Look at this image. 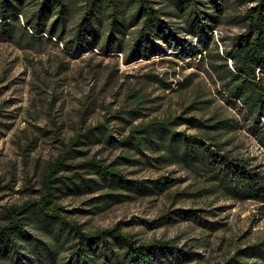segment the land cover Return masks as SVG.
I'll return each instance as SVG.
<instances>
[{
    "label": "trees",
    "instance_id": "obj_1",
    "mask_svg": "<svg viewBox=\"0 0 264 264\" xmlns=\"http://www.w3.org/2000/svg\"><path fill=\"white\" fill-rule=\"evenodd\" d=\"M160 3L158 7L151 0H0V36L22 40L29 46L54 40L63 43L71 54L80 56L93 48L107 53L123 52L129 31L135 29L127 45L126 62L150 59L168 50H174L173 56L180 60L203 62L226 97L243 108L246 124H250L264 147V0H161ZM229 6L243 7L239 19L233 21L243 29L220 49L213 31ZM164 87L169 88L170 84ZM134 102L140 104L142 99L134 97ZM189 112L186 108L175 116L153 117L130 127L114 142L124 152L109 163L88 158L69 164L66 161L73 158L69 156L73 148L63 150L44 174L41 198L6 210L7 223L0 227V256L8 257L11 264L200 261L202 254L193 247L179 246L175 240L140 241L119 224L86 231L53 202V184L57 183L69 194L103 192L96 199L104 206L161 195L183 180L170 175L132 178L120 168L125 164L176 166L200 177L208 194L233 202L253 201L264 214V163L253 153H237L232 137H220L237 130L234 120L202 119ZM182 125L186 129H180ZM188 129L195 132L189 133ZM81 137L86 141L97 138L110 145L114 138L105 123L78 132L70 145L79 146L83 142ZM62 168H85L88 173L67 176V182L60 177L52 178ZM220 209L224 206L212 210H170L162 218L164 223L189 220L200 228L216 231L222 223L211 221L209 216H216ZM29 226L41 230L42 235H34ZM61 254L64 255L60 258ZM220 264H264V238L236 247Z\"/></svg>",
    "mask_w": 264,
    "mask_h": 264
},
{
    "label": "rangeland",
    "instance_id": "obj_2",
    "mask_svg": "<svg viewBox=\"0 0 264 264\" xmlns=\"http://www.w3.org/2000/svg\"><path fill=\"white\" fill-rule=\"evenodd\" d=\"M151 1L158 7L162 5L161 0ZM242 10L243 7L229 6L213 31L220 49L242 31L241 25L233 22L239 19ZM134 31L130 30L126 37V50ZM126 50L107 53L93 48L76 56L54 40L29 46L22 40L0 36V227L7 223L8 208L41 198L44 174L63 150L76 149L69 154L73 157L66 161L69 164L88 158L109 163L124 152L114 142L130 127L153 117L175 116L186 108L190 109V115L202 119L232 118L237 130L220 137H232L237 153H253L264 163V147L250 124H246L243 108L226 97L203 62L180 60L173 56L174 50L126 62ZM262 79L264 82V72ZM164 84L170 87L165 88ZM134 97H140L142 102L136 104ZM98 123L110 127L114 137L111 145L97 138L86 141L82 137L79 146L70 145L78 132ZM180 129L186 128L182 125ZM188 132L195 131L188 129ZM120 168L132 178L170 175L183 180L161 195L104 206L96 199L103 192L69 194L57 183L53 184V202L86 231L119 224L140 241L175 240L179 246L193 247L202 254L195 264H220L236 247L264 238V214L253 201L233 202L208 194L200 177L176 166L125 164ZM87 171L62 168L52 178L60 177L67 182V176ZM223 206L216 216H209L211 221L222 223L216 231L200 228L189 220L164 223L162 218L170 210H212ZM28 229L34 235H42L34 226ZM0 264L11 262L0 256Z\"/></svg>",
    "mask_w": 264,
    "mask_h": 264
}]
</instances>
